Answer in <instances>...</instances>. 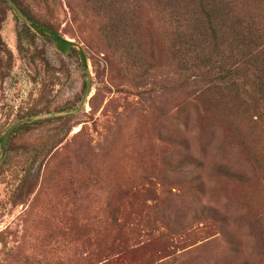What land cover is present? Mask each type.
Here are the masks:
<instances>
[{"label": "rangeland", "instance_id": "374dc122", "mask_svg": "<svg viewBox=\"0 0 264 264\" xmlns=\"http://www.w3.org/2000/svg\"><path fill=\"white\" fill-rule=\"evenodd\" d=\"M12 1L37 24L82 48L86 68L73 50L60 51L40 37L29 48L34 59L26 58L17 49L23 22L0 1V35L13 56L12 70L0 82V144L19 115H51L9 136L0 163V264H106L120 252L135 253L145 264H177L185 251L220 235L212 222H192L201 208L225 216L224 230L239 244L218 264L254 262L256 228L235 222L244 209L209 190L179 198L175 189L168 193L163 187L166 180L200 172L164 167L185 153L205 166L225 164L250 174L234 147L220 149L219 131L197 145L194 115L185 123L164 120L182 90L175 77L135 80L88 34L86 15L75 0ZM72 110L68 119H59L66 115L57 114ZM160 136L184 137L189 146L169 151ZM118 184L129 192L112 197Z\"/></svg>", "mask_w": 264, "mask_h": 264}, {"label": "trees", "instance_id": "16d2710c", "mask_svg": "<svg viewBox=\"0 0 264 264\" xmlns=\"http://www.w3.org/2000/svg\"><path fill=\"white\" fill-rule=\"evenodd\" d=\"M0 1L7 5L5 0ZM75 1L86 15L88 34L98 41L105 56L126 73L137 81L162 75L174 76L179 82L182 90L170 103L166 122L185 123L189 115H194L199 131L197 145H204L209 132L217 130L220 149L234 147L240 160L250 166V174L245 175L225 164L205 166L199 157L185 153L164 167L169 171L194 167L200 172L166 180L163 187L168 193L175 189L179 198L209 190L212 197H222L228 204L244 209L235 222L255 226L257 259L237 264H264V0ZM23 15L32 25L23 22L17 33L21 54L33 60L29 48L40 37L54 43L60 51L73 50L86 68L82 48ZM42 60L48 70V62ZM12 65V53L0 35L1 83ZM39 114L31 111L19 115L17 122L27 121L17 125L10 136L43 122L32 120ZM69 117L67 114L59 119ZM159 141L169 151L189 146L188 140L180 136H160ZM37 161L35 158L34 165ZM128 192L120 184L111 188L112 197ZM207 221L220 231L215 244L206 242L185 251V258L177 264H218L219 258L238 251L236 237L224 230L225 216L211 208H201L193 214L192 222ZM29 260L21 258L24 263ZM106 264L145 263L135 253L120 252Z\"/></svg>", "mask_w": 264, "mask_h": 264}, {"label": "water", "instance_id": "95a60500", "mask_svg": "<svg viewBox=\"0 0 264 264\" xmlns=\"http://www.w3.org/2000/svg\"><path fill=\"white\" fill-rule=\"evenodd\" d=\"M5 2H6L7 5H8V6L14 11L15 15L17 16V18H18L20 21L26 23L28 26H31V25H32V22H31L26 16L23 15V13H22V12L16 7V5H15L11 0H5ZM87 98H88V89L86 90V92H85V94H84L83 101H82V103H81L80 108H83V107L85 106L86 101H87ZM73 112H74V111H72V112H68V113H59V114H57V115H58V116H59V115H60V116H64V115H67V114L70 115V114H72ZM50 116H51L50 114L43 115V116H38V117H34L33 120H38V119H40V118H48V117H50ZM26 121H27V120H23V121H21V122H17V123H15V124L11 125V126L7 129L6 133L4 134V136H3L2 140H1V144H0L1 152H2L1 157H0V163H1L2 159H3V155L5 154L6 147H7V143H8V139H9V136H10L11 132L13 131V129H14L17 125H19V124H21V123H23V122H26Z\"/></svg>", "mask_w": 264, "mask_h": 264}]
</instances>
